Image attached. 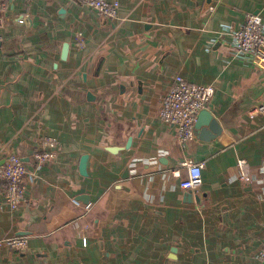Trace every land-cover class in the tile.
<instances>
[{"label": "crops", "instance_id": "obj_1", "mask_svg": "<svg viewBox=\"0 0 264 264\" xmlns=\"http://www.w3.org/2000/svg\"><path fill=\"white\" fill-rule=\"evenodd\" d=\"M119 2L115 19L77 0L0 10V165L15 153L27 168L17 209L0 180V239L28 240L0 244V264H262L264 67L231 32L249 14L264 24V0ZM176 75L214 87V138L181 143L159 117ZM47 139L54 157L40 163ZM184 160L204 162L191 200L173 174Z\"/></svg>", "mask_w": 264, "mask_h": 264}, {"label": "built area", "instance_id": "obj_2", "mask_svg": "<svg viewBox=\"0 0 264 264\" xmlns=\"http://www.w3.org/2000/svg\"><path fill=\"white\" fill-rule=\"evenodd\" d=\"M6 0H0V10L3 9ZM87 7L97 11L104 17L115 19L119 16V0H77ZM232 45L237 55L247 58L255 65L264 67V24L254 14L247 15L244 23L231 32ZM82 37H78L76 46L83 47ZM214 94L212 85L197 84L176 75L167 92L164 94L158 111L159 117L176 129V138L181 143H186L195 138V122L198 113L206 108ZM257 111L264 113V93L257 105ZM46 149L34 153L38 162L43 163L54 157L51 150L54 146L53 139L44 141ZM240 166V178L248 180V172L244 170L245 160L238 161ZM180 165L186 167L187 173L181 176L179 170L173 174L179 177V186L185 190H195L202 180L203 161L184 160ZM27 168L20 156L10 153L4 163L0 165V180L4 182L3 199L11 209H17L26 201L25 177ZM91 204L86 205L89 209ZM0 244L17 251L27 248L26 236L14 235L0 239ZM257 258L264 264V249L260 250Z\"/></svg>", "mask_w": 264, "mask_h": 264}, {"label": "water", "instance_id": "obj_3", "mask_svg": "<svg viewBox=\"0 0 264 264\" xmlns=\"http://www.w3.org/2000/svg\"><path fill=\"white\" fill-rule=\"evenodd\" d=\"M68 45L64 44L63 46V55L62 58L66 57ZM197 121L195 123V133L198 132L200 135V138L202 139H210V137L214 138L220 131V127L216 119L210 114V112L207 109H203L198 113ZM203 124H208L210 130L212 131V135L206 134V130H203ZM86 160H87V154H84L80 158V173L83 175H86ZM185 197L189 198L188 200H191L193 198V195L191 191L187 190L185 193ZM79 199L83 202H88V196L86 194H82L79 196ZM195 200H199V196L195 195ZM173 251V250H172Z\"/></svg>", "mask_w": 264, "mask_h": 264}, {"label": "bare ground", "instance_id": "obj_4", "mask_svg": "<svg viewBox=\"0 0 264 264\" xmlns=\"http://www.w3.org/2000/svg\"><path fill=\"white\" fill-rule=\"evenodd\" d=\"M203 110V109H202ZM196 123V122H195ZM195 128V127H194ZM194 131H195V129H194Z\"/></svg>", "mask_w": 264, "mask_h": 264}]
</instances>
